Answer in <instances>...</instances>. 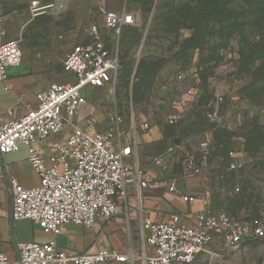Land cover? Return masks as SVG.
<instances>
[{
  "label": "built area",
  "instance_id": "built-area-1",
  "mask_svg": "<svg viewBox=\"0 0 264 264\" xmlns=\"http://www.w3.org/2000/svg\"><path fill=\"white\" fill-rule=\"evenodd\" d=\"M56 4L35 6V11ZM101 12L104 26L116 37L124 26L137 25L132 11L101 7ZM6 35L0 22V81H6L8 69L20 66L24 58L21 39L4 40ZM85 35L87 40L75 43L63 58L65 80L42 88L36 95L37 105L23 115L0 117V173L6 154L24 145L39 178L37 185L25 186L9 171L12 222L30 219L52 236L46 242L18 241L15 261L0 250V264H199L205 257L203 264H246L241 254L248 243L264 240V211L246 220L181 190L182 175L172 173L174 157L183 159L185 177L203 174L215 149L209 138L200 142L198 154L189 153L176 138L154 157L145 160L141 156L142 137L153 126L161 98L153 99L147 118L140 121L134 109H129V124L118 110L109 112L105 121L95 117L92 94L88 99L84 91L88 87L106 89L108 97L116 98L121 62L117 45L108 48L99 24L91 23ZM189 70L193 76L199 73L198 67ZM185 77L179 72L176 81ZM185 92L193 94V89ZM223 101V95H218L208 113L214 124L222 121ZM165 122L175 125L176 114H169ZM98 124L103 126L98 128ZM42 141L47 143L48 155L38 148ZM162 188L179 193L187 208L160 219L141 213L139 241L131 237L125 250L100 246L80 252L58 244L65 226L93 230L100 221L113 218L131 194ZM198 202L201 207L194 208Z\"/></svg>",
  "mask_w": 264,
  "mask_h": 264
},
{
  "label": "rangeland",
  "instance_id": "rangeland-1",
  "mask_svg": "<svg viewBox=\"0 0 264 264\" xmlns=\"http://www.w3.org/2000/svg\"><path fill=\"white\" fill-rule=\"evenodd\" d=\"M263 1L0 0V22L7 31L4 40L21 39L27 59L44 56L49 45L63 58L75 43L87 40L91 23L99 24L108 48L117 45L124 70L116 98L108 97L106 89H85L88 99L92 94L95 117L105 121L109 112L118 110L129 124L125 107L130 106L140 121L147 118L153 99L161 98L149 131L157 140L144 144L141 156L154 157L176 138L189 153L198 154L200 142L211 139L215 150L203 174L185 177L183 159L177 155L172 173L182 175L186 191L249 220L264 211ZM51 3L57 4L35 11V6ZM101 7L132 11L137 25L116 37L104 26ZM248 54L254 60L245 61ZM192 66L199 69L195 77L189 72ZM179 72L187 76L180 83ZM54 74L55 81L67 78L61 62ZM188 88L193 94L185 92ZM218 95L224 97L222 121L214 124L208 113ZM172 113L177 116L173 126L165 122ZM117 232L128 244L126 231L121 227ZM137 232L133 235L139 238ZM241 259L246 264L264 260V240L249 242Z\"/></svg>",
  "mask_w": 264,
  "mask_h": 264
},
{
  "label": "crops",
  "instance_id": "crops-1",
  "mask_svg": "<svg viewBox=\"0 0 264 264\" xmlns=\"http://www.w3.org/2000/svg\"><path fill=\"white\" fill-rule=\"evenodd\" d=\"M63 58L56 54L54 46L49 45L44 56L31 59L24 56L20 66L10 67L7 80L0 81V117H19L29 108L36 106L37 93L55 81L56 66L62 63ZM186 78L187 76L182 82ZM153 138V133L144 135L141 140V149L144 144L148 145L153 140H157ZM46 145L45 141L39 142L38 148L48 155L49 149ZM9 171L15 174L25 186H35L39 183L26 146L22 145L19 150L6 154L3 160V170L0 173V250L5 251L11 261H15L18 256V241L46 242L52 236L46 234L38 224L30 219H21L15 224L12 222V198L8 188ZM181 190L186 191L184 187ZM199 207H201V202L194 204V208ZM186 208L187 205L182 201L179 193H171L163 188L155 191L143 190L140 193L136 191L130 195L124 205L119 207L118 213L113 218L100 221L93 230L74 225L65 226L63 232L57 237L58 244L63 248L80 252L94 251L100 246L125 250L128 244L123 243L122 236L117 229L122 227L126 231V237L130 239L134 237L136 231H139L138 235L140 234L141 213L149 212L153 218L160 219L169 216L175 210ZM110 238L116 239L112 242ZM136 241L138 242L139 239Z\"/></svg>",
  "mask_w": 264,
  "mask_h": 264
},
{
  "label": "trees",
  "instance_id": "trees-1",
  "mask_svg": "<svg viewBox=\"0 0 264 264\" xmlns=\"http://www.w3.org/2000/svg\"><path fill=\"white\" fill-rule=\"evenodd\" d=\"M263 4H264V1H263ZM261 15H262V17H263V20H264V9H262L261 11ZM129 27H135V26H124L123 28H122V32L124 31V29L125 28H129ZM122 32H121V35H122ZM120 35V36H121ZM119 57H120V62H121V68H120V73H119V79H118V84H117V95L119 96V94H118V91H119V88H120V85H121V77H122V72H123V70H124V63H123V59L121 58V56H120V53H119ZM263 57H264V55H263ZM244 58H245V61H250L251 59L252 60H254L253 58H252V55L251 54H248V55H245L244 56ZM117 96V97H118ZM129 104V103H128ZM126 108V113H127V117H129V106L128 107H125ZM214 148H215V146H214ZM215 150V149H214Z\"/></svg>",
  "mask_w": 264,
  "mask_h": 264
},
{
  "label": "water",
  "instance_id": "water-1",
  "mask_svg": "<svg viewBox=\"0 0 264 264\" xmlns=\"http://www.w3.org/2000/svg\"><path fill=\"white\" fill-rule=\"evenodd\" d=\"M176 143H179V139H176V141H175Z\"/></svg>",
  "mask_w": 264,
  "mask_h": 264
},
{
  "label": "bare ground",
  "instance_id": "bare-ground-1",
  "mask_svg": "<svg viewBox=\"0 0 264 264\" xmlns=\"http://www.w3.org/2000/svg\"><path fill=\"white\" fill-rule=\"evenodd\" d=\"M44 8H46V7H44Z\"/></svg>",
  "mask_w": 264,
  "mask_h": 264
}]
</instances>
